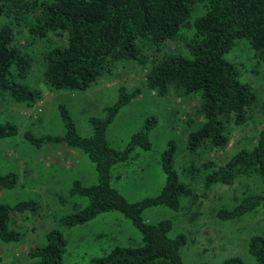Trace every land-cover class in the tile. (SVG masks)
Instances as JSON below:
<instances>
[{"label":"trees","instance_id":"trees-1","mask_svg":"<svg viewBox=\"0 0 264 264\" xmlns=\"http://www.w3.org/2000/svg\"><path fill=\"white\" fill-rule=\"evenodd\" d=\"M198 6L202 12L193 17ZM0 18V99L23 104L25 109L40 100L41 92L22 83L34 62L15 42L14 27L23 21L30 23L26 27L30 40L44 42L37 59L47 90L83 91L118 60H125L144 68V86L159 95L180 91L186 96H198L200 122L187 135L191 152L203 146L225 150L234 130L250 122L261 107L251 85L240 80L236 64L224 55L242 41L255 63H264V0H0ZM183 30L190 32L184 48L166 51L165 43L181 36ZM138 92L137 87L128 91L118 86L116 101L102 108L105 116L88 117L89 135L77 132L69 110L61 104L57 107L65 128L62 136L35 137L31 131L23 134L36 149L65 143L94 165V182L84 186L74 180L67 196L60 198L64 203L86 201L85 205L72 203V212L59 219L62 228L84 225L101 212L118 211L139 234L138 245H114L102 255L89 258L86 264H183L179 249L185 245V237L169 236L171 220L149 223L142 217L148 207L163 205L178 210L181 198H195L192 190L179 181L173 167L174 143L170 141L161 153L165 183L156 195L129 201L111 184V170L116 164L126 162L135 148L151 146L149 131L154 117L146 119L123 149L111 147L106 140L111 120ZM38 110L33 117L36 121ZM18 133L15 124L0 123V140ZM201 169L208 171L204 179L208 187L233 186L253 179L264 183V128L250 147L239 148L224 164L208 160ZM17 183V174H0L1 188L11 190ZM233 199L238 203L232 208L215 212L218 219L236 220L264 211V192L248 190ZM35 207V201L0 204V244L20 240V233L9 227L13 225L12 216ZM65 248L62 233L49 230L42 244L27 250V256L33 264H63ZM247 251L253 264H264L263 237L251 236ZM221 264L243 262L231 257Z\"/></svg>","mask_w":264,"mask_h":264},{"label":"rangeland","instance_id":"rangeland-1","mask_svg":"<svg viewBox=\"0 0 264 264\" xmlns=\"http://www.w3.org/2000/svg\"><path fill=\"white\" fill-rule=\"evenodd\" d=\"M201 12L202 7L198 6L193 17ZM29 24V21L26 24L23 21L19 27H14L15 42L34 59L22 83L39 89L41 98L30 109L10 99H0V123L10 122L19 129L18 135L0 140V174L13 172L18 175V183L13 189L0 187V204L35 201L36 207L12 216L13 225L9 227L18 231L21 237L18 242L0 244V264H33L27 250L42 244L43 235L49 230L60 231L66 240L63 264H86L89 258L102 255L114 245L135 246L140 243L136 228L118 211L101 212L84 225L62 228L59 219L72 212V203L83 202L85 205L86 201L76 199L64 203L60 198L67 196L74 180L84 186L94 182V165L65 143H50L36 149L23 137L26 131H31L35 137L62 136L65 128L57 107L60 104L69 110L77 132L81 136L89 135L88 117H104L102 108L116 101L120 85L128 91L137 87L139 92L111 120L106 131L108 144L123 149L146 119L154 117L155 121L149 131L151 146L135 148L126 162L116 164L111 170V184L129 201L156 195L165 183L160 156L172 141L176 150L173 167L179 181L192 190L195 198H181L178 210L163 205L148 207L142 211L144 221L171 220L169 236L182 234L185 237V245L179 249L183 264H221L231 257L239 258L243 264H253L247 251L248 240L253 235L264 238V211L257 210L229 221L218 219L215 212L232 208L238 203L234 202V196L239 198L248 190L264 192V183L253 179L241 180L233 186L215 184L208 187L204 183L208 171L202 170L201 165L208 160L217 165L224 164L239 148L250 147L264 128V63L256 64L242 41L224 55L236 64L240 80L251 85L261 107L254 112L250 122L234 130L225 150L216 151L203 146L191 152L187 135L200 122L198 96H186L180 91L159 95L144 86V68L125 60H118L83 91L47 90L42 83V67L37 59L44 42L30 40L26 31ZM189 36V30H183L181 36L166 42L163 48L166 51L182 49ZM38 109L40 113L36 121L33 117Z\"/></svg>","mask_w":264,"mask_h":264},{"label":"built area","instance_id":"built-area-1","mask_svg":"<svg viewBox=\"0 0 264 264\" xmlns=\"http://www.w3.org/2000/svg\"><path fill=\"white\" fill-rule=\"evenodd\" d=\"M39 111V110H38Z\"/></svg>","mask_w":264,"mask_h":264}]
</instances>
